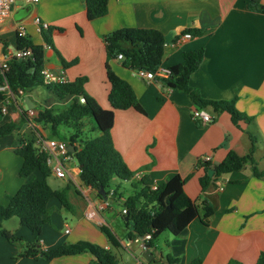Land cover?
<instances>
[{
	"label": "crops",
	"instance_id": "1",
	"mask_svg": "<svg viewBox=\"0 0 264 264\" xmlns=\"http://www.w3.org/2000/svg\"><path fill=\"white\" fill-rule=\"evenodd\" d=\"M252 1L264 5V0H110L108 14L95 20L88 19L85 0L17 3L11 16L0 25V62L6 53L16 50L17 29L24 26L27 37L45 46L47 67L64 70L69 81L87 76L86 91L109 109L111 85L107 79L103 36L122 27L158 29L165 37L164 67L181 63L185 52L204 49L203 60L191 75L190 84L205 99L236 100L241 112L254 117L259 136L255 159L264 169V11L251 8ZM36 18L63 29L53 31L54 48L45 43ZM187 30H191L192 37L174 49L175 39ZM58 52L66 60L76 58L77 63L63 68ZM111 66L132 85L144 109V112L134 108L115 110L111 131L115 147L135 171L131 181L146 175L151 184L159 185L181 175L187 178L186 193L198 206L199 201L206 200L215 212L204 223L196 218L177 236L168 232L161 235L151 247L154 259L148 262L141 256L143 241L125 238L121 206L116 208L111 203L101 210L105 199L82 184L78 164L72 158L66 162L63 187L73 182L79 192L70 194L72 210L57 198L49 201L50 222L43 227V248L89 241L110 250L115 260L124 264H189L196 258L204 264H228L230 260L256 264L264 252V179L253 176L250 168H246L223 174L202 190L200 178L204 172L198 165L205 157L219 163L230 151L245 155L251 147L245 131L248 125L244 121L235 125L229 113H218L211 106L203 109L212 116V121H197L193 111L198 106L186 92L158 80H143L119 59L112 60ZM30 100L35 104L32 97ZM23 101L24 97L19 98L15 107H8L0 124L21 118ZM11 142L10 161H0V202L3 204H7L8 195L15 194L27 181L20 175L23 160L14 152L12 139ZM36 173L39 172L33 177L40 178V173ZM131 181L115 179L113 184H122L120 190L125 192L130 187L125 184ZM92 208L97 209V219L86 216ZM102 224L113 230L119 240L118 247L101 231ZM9 230L27 241L34 240L27 227L20 225ZM17 253V247L0 236V264H98L89 252L51 260L14 259ZM126 254L132 263L125 260ZM169 257L178 261L170 262Z\"/></svg>",
	"mask_w": 264,
	"mask_h": 264
},
{
	"label": "trees",
	"instance_id": "2",
	"mask_svg": "<svg viewBox=\"0 0 264 264\" xmlns=\"http://www.w3.org/2000/svg\"><path fill=\"white\" fill-rule=\"evenodd\" d=\"M110 0H85L86 13L89 20L104 17L109 12ZM251 8L264 11V5L258 1L251 2ZM54 30H63L54 25L41 29L43 39L47 45L54 48L52 34ZM191 32V30H187ZM198 32V30H194ZM107 54V79L111 85L109 102L111 108H104L95 97L91 96L85 88L87 76H78L66 83L45 82L41 74L46 66L45 46L34 43L27 35L17 32V50L31 49V55L24 58L13 57L8 63V69L0 73V86L7 83L11 95L0 90V100L9 101L13 107L19 98L29 96L38 87L44 88L54 103L62 107L53 106L46 101L40 108L35 102L36 115L31 119L27 115L26 103L23 101L21 120L23 122L41 124L50 130V135L68 144L74 145L75 152L69 153L78 164L80 180L83 185L96 190H104L111 203H118L122 210L125 226V238L129 240L144 239L147 234L151 238L145 243L154 247L161 235L171 233L179 235L196 218L204 222L212 216L215 209L205 200L202 203L203 212L196 201L185 191L187 178L175 175L166 182L152 188L150 178L146 175L130 185V192L121 191L122 184H113L115 179L131 181L135 171L130 169L121 153L114 145L111 134L115 122V110L134 108L144 112L132 85L120 77L111 66L120 53L123 54L121 63L124 67L136 70L145 68L156 70L162 63L165 53V37L163 33L154 28L122 27L103 36ZM63 68L68 69L77 63V59L66 60L59 52ZM204 57V49L199 48L184 53L183 61L170 68L168 78L160 81L165 86L177 88L186 92L198 108L211 106L218 113H229L232 122L239 125L244 121L248 127L245 129L249 135L251 147L245 155L230 151L219 163L211 160H200L198 165L204 174L200 178L201 189L205 190L209 184L221 175L250 168L252 175L264 179V169H261L255 159L259 136L254 117L241 112L236 106V100H210L201 96L198 89L190 84L191 75L199 68ZM3 115L0 114V123ZM17 123L8 121L0 124V137L7 136L15 130ZM61 127L68 132L63 134ZM98 132L97 135H87V132ZM90 136V137H89ZM37 138L31 136L27 139H18L14 143V152L22 160L20 175L27 179L17 192L8 195L7 204H0V236L6 238L11 244L18 247V258H45L48 260L67 255L89 252L93 254L98 264H114L117 261L113 253L89 241L76 243H63L53 249H44L41 235L45 224L50 222L49 201L57 198L62 205L72 210L70 194L79 192L73 182L67 183L63 188H53L48 178L52 175L47 159L48 154L39 151L36 146ZM39 172L41 177H33ZM114 189L110 195L111 189ZM122 198L124 200H122ZM127 212L123 213V209ZM13 217L19 219L23 227L30 229L34 240L27 241L22 236L5 227V222ZM101 231L107 236L113 246H119V240L113 230L107 225H100ZM170 262H177V258L169 257ZM189 264H204L200 258ZM228 264H242L237 260H230ZM256 264H264V252L258 257Z\"/></svg>",
	"mask_w": 264,
	"mask_h": 264
},
{
	"label": "built area",
	"instance_id": "3",
	"mask_svg": "<svg viewBox=\"0 0 264 264\" xmlns=\"http://www.w3.org/2000/svg\"><path fill=\"white\" fill-rule=\"evenodd\" d=\"M19 0H0V25L3 24L12 14L13 7L16 4V2ZM27 3H38L40 0H24ZM36 22L40 25L39 29L46 28L48 24L41 22L39 18H36ZM17 32H19L21 35H26V29L24 26H19L17 29ZM192 37V34L190 32H184L180 34L172 44L174 49H179V47L187 42L188 39ZM31 55V49L27 48L24 50H14L12 52H8L4 55L2 61L0 62V73H3L6 69H8V63L13 57H17L19 59L30 56ZM117 59L121 60L123 59V54L120 53L117 57ZM136 75L143 79L148 81H154L158 80L160 81L162 78H168L171 74L170 68L164 67L162 64L156 69V70H147L145 68H139L134 70ZM42 76L45 79L46 83L53 84V83H66L68 82V78L64 73V70H53L47 66H45L41 71ZM161 82V81H160ZM0 90L7 93L8 95H11V91L8 87V84L5 83L2 86H0ZM0 110L3 113H6L8 111V102L0 100ZM27 115L31 119L36 115V111L33 108L26 107ZM193 118L197 121H200L202 123H209L212 121V116L206 112L202 108H196L193 111ZM32 126L36 125L34 123H31ZM36 146L39 148V151H44L48 154V165L51 168L52 174L56 176L57 178H65L67 176V168H66V162L71 160L72 157L69 154L70 151L68 150V143L59 140V139H45L43 134L38 135V139L36 142ZM210 157H205L204 160H210ZM157 184H152V188L156 189ZM90 188V187H89ZM114 192V189H111L110 195H112ZM111 206V201L109 197H107L103 204L101 205L100 209L103 210L105 208H108ZM127 210L124 208L123 213H126ZM86 216L89 219H97V209H90L87 211ZM66 232H69V229L66 230ZM151 238L150 234H147L145 238L142 240L143 245L145 241L149 240ZM114 264H124L123 262H116Z\"/></svg>",
	"mask_w": 264,
	"mask_h": 264
},
{
	"label": "rangeland",
	"instance_id": "4",
	"mask_svg": "<svg viewBox=\"0 0 264 264\" xmlns=\"http://www.w3.org/2000/svg\"><path fill=\"white\" fill-rule=\"evenodd\" d=\"M17 3H26V1L19 0V1L16 2V4ZM31 97L33 98V100L37 103V105L40 108H43L46 105V101H44V100H48L47 103L50 102V103L53 104V106H56V107H59V108L62 107L61 104L54 103L52 98L47 93V91L44 88H42V87L36 88V90L33 92ZM8 107H13V106H12L11 103H8ZM0 114L6 116V114L3 113V112H0ZM15 122L17 123V127L15 128L13 133L7 135V136L11 137V139L13 140L14 143L19 138L20 139H27V138H29L31 136H34L35 138L38 139V135L39 134H43L45 139H53V137L50 135V130L47 127H45V126H43L41 124H36V125L32 126L28 122H23L21 120V118L17 119ZM60 131H61V133L65 134V133L68 132V129L66 127H61ZM97 134H98V132H94V133L93 132L90 133L89 131L87 132V135H97ZM7 136L6 137H0V161L3 160V161H6V162L10 161L9 153L13 152V150L8 147V146H11L12 142H11V139H9ZM18 158H20V157H18ZM36 174H39V173H36ZM0 178H1V174H0ZM48 181L51 184V186L53 188H55V189L63 187V185L66 183V179L65 178H57L53 174L48 178ZM131 182H134V181H131ZM130 185L131 184H125L126 187H128ZM0 189H1V185H0ZM130 191H131V188L128 187L125 192H130ZM198 203H199V208L201 209V211H203L202 210V202L199 201ZM0 204H3V203L0 202ZM114 206L116 208H120V205L115 203V202H114ZM113 225H114L113 227H114L115 231L118 234H121V230L116 226V224H113ZM5 227H7L8 229H13V228H16V227H20L19 219L17 217L11 218L10 220L5 222ZM162 241H163V238H162ZM17 249L19 250L18 247H17ZM124 258L129 263H132V260H131V258L129 257L128 254L124 255Z\"/></svg>",
	"mask_w": 264,
	"mask_h": 264
},
{
	"label": "water",
	"instance_id": "5",
	"mask_svg": "<svg viewBox=\"0 0 264 264\" xmlns=\"http://www.w3.org/2000/svg\"><path fill=\"white\" fill-rule=\"evenodd\" d=\"M24 102L26 103L27 107L28 108H34L35 107V104L33 102H31L29 96H25L24 97ZM68 150L71 152V153H74L75 152V148H74V145L72 144H68ZM100 194L103 196L104 199L107 198L104 190H100L99 191ZM141 240H143L142 238H140ZM143 248H144V251L141 253V256L148 262H152L153 259H154V253L152 252L151 250V246L148 244V243H144L143 245Z\"/></svg>",
	"mask_w": 264,
	"mask_h": 264
}]
</instances>
